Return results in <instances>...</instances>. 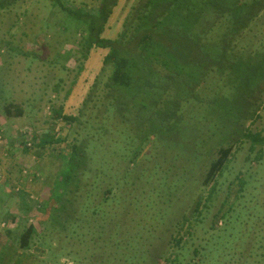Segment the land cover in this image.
Instances as JSON below:
<instances>
[{"label":"rangeland","instance_id":"rangeland-1","mask_svg":"<svg viewBox=\"0 0 264 264\" xmlns=\"http://www.w3.org/2000/svg\"><path fill=\"white\" fill-rule=\"evenodd\" d=\"M97 1L63 0V3L92 8ZM136 1H117L102 38H117L123 31L124 22L131 17ZM63 17L62 11L52 8L47 0H24L10 10L0 12V118H3L2 108L7 103L18 105L25 115L21 118L0 119V146L5 145L6 140L19 143V137L15 138L17 133L24 132L28 127L46 134L56 124L62 129L58 139L63 138L60 144H46L39 148L42 155L35 149L20 157H6L0 150L1 169L7 172L8 168L4 167L10 166L12 170L9 172L15 179L19 174L20 177L24 175L22 183L12 181L7 194H16L17 188L25 186L37 198L38 206L47 202L57 172L64 158L70 154L69 146L75 139H82L77 137L73 124L69 126L60 120L53 121L50 107H62L64 114L76 115L79 109L84 108L82 105L85 100L94 98L90 106L96 107L86 105L90 108L89 117L86 118L94 128L101 126L102 129H109L99 140L103 142L105 151L107 149L104 157L106 169L103 171L95 163L88 165V171L80 180L79 190L68 195L72 201L68 211L73 215L66 228L60 229L56 224H51L46 209L41 215L33 209L32 224L36 226L39 236L33 239L29 250L17 248L15 237L20 232L17 228L13 229L17 232L9 237L6 224L3 225L5 227L0 224V248L11 246L4 252L0 264H15L18 258H21V264H165L167 254L178 256L176 264H196L193 249L199 244L203 246L204 240L211 238L210 234L214 237L218 235L219 231L209 228L228 193L231 194L228 202L245 196L242 211L241 207L236 209L237 213L241 212L237 221V214L230 213L232 217L228 221L229 225H226V228H232V235L238 241L232 242L234 251L227 252L228 256H208L204 264H219L220 261L222 264L254 262L255 258L239 256L238 253L242 249L246 253L252 252L264 239V159L258 164L249 161L248 142L239 134L232 135L240 139L236 140L237 143L233 142L231 161L224 176L218 180L213 200L200 214H192L194 203L201 199L203 206L211 187L203 186L202 181L210 162L217 157L219 147L209 151L208 148L217 141L219 146L229 145L228 140H222L224 130L220 125L214 127L213 117L206 108L211 101L215 102V94L225 90L217 88V84L220 86L227 82V78H222L221 83L217 82L222 71H218L219 77L211 76L207 80L206 88L199 91L197 102H191L183 108V121L179 127H167L141 142V128L134 131L135 114L127 115L132 122L129 125L115 123L117 117L109 113L108 101H105V105L99 104V93L94 96L91 93L93 83L96 81L102 85L110 74V69L102 63L107 49L93 48L87 59L81 60V55L77 53L78 47L74 44L71 21L67 32H63L62 24H56L62 23ZM213 36L217 35L213 33ZM235 51L246 52V56L251 52L264 53V15L247 30ZM248 64L252 70H256L259 60L253 58ZM79 66L81 69H78ZM78 70L80 72L76 77ZM74 77L76 82L73 85ZM237 128L242 133L259 132L264 137V90L253 99L246 113L240 116ZM128 130L131 138L126 146L123 139L124 132ZM78 132L86 134L87 129L82 125ZM53 138L57 139V136ZM102 154L99 151V155ZM6 160L14 162L13 167ZM112 165L116 168L112 171H117L115 173L121 186L111 177L114 174L111 172ZM95 168L99 173L94 178ZM237 174L241 179L253 181L252 185L249 183L239 191V195V192L236 195L232 193L238 188L234 180ZM125 180H133L135 186L127 187ZM114 183L121 187V195L107 197L106 192L114 188ZM237 202L235 206L239 205ZM17 207L11 201V208ZM49 208L50 213V205ZM188 223L194 226L191 237L183 234ZM10 224L9 228L16 227ZM220 225L221 221L214 228H220ZM206 230L212 232L204 237ZM220 233L222 237L228 235L226 232ZM177 238H181L179 245L174 243Z\"/></svg>","mask_w":264,"mask_h":264},{"label":"trees","instance_id":"trees-1","mask_svg":"<svg viewBox=\"0 0 264 264\" xmlns=\"http://www.w3.org/2000/svg\"><path fill=\"white\" fill-rule=\"evenodd\" d=\"M22 1L24 0H0V12L8 11ZM47 1L52 8L62 11L64 15L62 23L59 20L60 23L56 24H62L63 32L69 30L68 24L71 21L74 44L78 47L77 53L81 55V60L85 61L93 48L107 49L102 63L104 67L107 66L110 69V74L106 76L102 85L95 81L91 87V93L93 96L99 93L100 98H97L99 104L105 105V101H108L109 113L117 117L115 123L129 125L132 122L127 115L135 114L134 131L141 128L143 132L141 142H145L151 134H158L167 127L174 125L179 127L183 121L181 111L187 104L197 102L199 91L206 88V82L211 76L216 77L218 71H222L217 82L221 83L222 78H227L224 85L217 84L218 89L225 88V90L215 94V102L211 101L206 108L213 117L214 127L217 128L220 125L224 130L222 140H228L229 145L219 146L220 143L217 141L215 145L208 148L209 151L211 148L219 147L217 157L210 162L202 181L203 186L211 185V187L208 189L203 206H201V199L194 203L192 214H200L213 200L218 180L224 176L227 165L231 161L233 142L237 143L236 140L240 139L239 136L237 139L232 135L239 134L247 140L249 161H255V164H258L264 159V137L259 132L242 133L237 128L240 116L246 113L253 99L264 90V53L251 52L246 56V52L235 51L247 30L264 15V0H137L131 17L129 16V19L124 22L123 31L115 39L102 38V33L118 0H98L96 6L92 8L71 6L63 3V0ZM213 33L217 36H213ZM253 58L259 60L256 70H252L248 64ZM78 69H81V66ZM79 72L80 70L76 71V77ZM76 77L73 79V85ZM93 100L94 98L85 100L82 105L84 108L79 109L76 115L64 114L62 107H50L53 121L60 120L69 126L73 124L77 137L82 139L85 137V139H75L69 146L70 154L64 158L57 172V179L51 191L49 190L47 202L38 206L37 198L32 196L33 194L29 193L25 186L20 187L17 188L16 194L21 197L20 202L24 207L23 210H19V213L23 212L19 216L21 223L15 228H9V220L13 218L11 220L13 221L15 216L8 213L3 217L0 215V224L1 226L6 224L5 229H9L6 231L9 237L15 231H20L15 237L19 250H29L33 239L39 236L36 226L32 224L33 209L37 210L36 212L39 211L40 215L46 209L51 224H56L60 229L66 228L73 215L68 211V206L72 205L68 195L79 190L80 180L88 171V165L95 163L103 171L106 169L104 157L107 149L105 151L103 142L99 140L109 129L107 127L102 129L101 126L94 128L86 118L89 117L90 109L86 105L90 106ZM204 105H206L205 102ZM140 114L143 115L140 116ZM2 115L8 118H21L24 112L18 105L7 103L2 108ZM82 125L85 130L87 129L85 135L78 132V128ZM60 130L62 129L56 127V124L46 134L28 127L24 132L17 133L15 138L19 137V143L15 141L6 143L3 145L4 149L0 146V150L8 155L10 149L24 154H30L37 149L41 154L42 150L39 148H43L46 144L61 143L63 138L58 139ZM130 130L124 132L123 140L126 141V146L129 145L131 138ZM51 135L54 137L56 135L57 139ZM99 151L103 154L99 155ZM132 152L136 154L135 150ZM12 155H14L13 152ZM112 170H116L114 165L111 167V172H114L111 177L121 186V181L115 173L117 171ZM94 173L95 178L99 170L95 168ZM234 180L238 187L235 192H232L235 195L249 183L253 184L252 180L239 178V174L234 177ZM117 183H114V188L107 190V197L121 195V187L119 188ZM124 183L127 187L135 186L133 180H125ZM230 197L231 194L228 193L222 200L209 228L219 231L218 235L214 237L210 234L211 230L210 233L206 230L204 237L210 234L211 238L204 240L203 246L199 244V248L193 249V256L197 258L196 264H204L208 256L227 255V252L234 251L232 242L238 241V238L233 237L232 228H226V225H229L228 221L232 215L237 214L235 216L237 221L238 214L241 212L237 213L236 209L241 207L240 211H242L245 196L242 195L239 200H236L239 204L237 206L234 205L236 201L228 202ZM219 221H221L220 228H214ZM16 228L17 230H13ZM193 231L194 226L188 223L183 234L191 237ZM220 232L228 233L227 237H222ZM180 241L181 238H177L174 243L179 245ZM263 245L264 239L252 249V252L246 253L245 249H242L238 255L255 258L254 262L248 264H264V250L260 251L264 249ZM4 247L0 248V263L4 259V252L11 246ZM164 262L176 264L178 256L167 254ZM218 263L222 264V261ZM15 264H21V258H18Z\"/></svg>","mask_w":264,"mask_h":264},{"label":"crops","instance_id":"crops-1","mask_svg":"<svg viewBox=\"0 0 264 264\" xmlns=\"http://www.w3.org/2000/svg\"><path fill=\"white\" fill-rule=\"evenodd\" d=\"M24 117H25V115H24ZM3 118H0V119L3 120ZM6 141H7V143L14 142L13 140H6ZM1 147H3V146H1ZM3 149H4V147H3ZM5 149H7V147ZM12 152H13L14 156H17V157H20L21 154H23L17 150L14 151V150L10 149L8 152V155L6 157H11ZM6 162L9 165H12V167H13L14 162H8V160H6ZM4 168H8V170H7V172H4L0 167V170H1L0 171V214H1V217H3L6 213L15 216L13 221H11L13 218L9 220V224L11 222L12 224H10V226H12V225L18 226L21 223V221L19 220V216H21V215L18 213H19V210H23V208H24L23 203L20 202V200H22V199L19 195L13 194V192L11 195H8L7 190L9 189V186H11L12 181H13V183H17L14 181H18V182L22 183L24 181V179H22V177L24 178V175L21 174L23 176L20 177L19 176L20 174L18 175V173H17L18 176L16 175L17 179H15L11 176V174L9 172L10 170H12V169H10V166L9 167L5 166ZM25 184H27V183H25ZM11 201H14L16 206H18L17 209L11 208ZM4 245H6V244H4Z\"/></svg>","mask_w":264,"mask_h":264},{"label":"built area","instance_id":"built-area-1","mask_svg":"<svg viewBox=\"0 0 264 264\" xmlns=\"http://www.w3.org/2000/svg\"><path fill=\"white\" fill-rule=\"evenodd\" d=\"M2 139H1V135H0V141H1Z\"/></svg>","mask_w":264,"mask_h":264},{"label":"clouds","instance_id":"clouds-1","mask_svg":"<svg viewBox=\"0 0 264 264\" xmlns=\"http://www.w3.org/2000/svg\"><path fill=\"white\" fill-rule=\"evenodd\" d=\"M1 141H2V140H1ZM1 141H0V142H1Z\"/></svg>","mask_w":264,"mask_h":264}]
</instances>
